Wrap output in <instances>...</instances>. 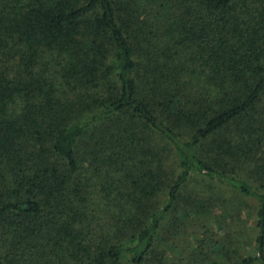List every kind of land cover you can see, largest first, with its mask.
<instances>
[{"label":"trees","instance_id":"obj_1","mask_svg":"<svg viewBox=\"0 0 264 264\" xmlns=\"http://www.w3.org/2000/svg\"><path fill=\"white\" fill-rule=\"evenodd\" d=\"M196 179L254 204L253 251L179 264H264V0H0V264H174Z\"/></svg>","mask_w":264,"mask_h":264},{"label":"rangeland","instance_id":"obj_2","mask_svg":"<svg viewBox=\"0 0 264 264\" xmlns=\"http://www.w3.org/2000/svg\"><path fill=\"white\" fill-rule=\"evenodd\" d=\"M45 59L47 58L43 59L45 62L41 60V64L46 63ZM47 75L58 83L59 91H63L57 74L49 72ZM169 164L172 167V162ZM185 195L198 197L200 201L195 203L205 206L210 218L185 220L183 224H179L176 223L175 213L171 214L172 218L167 215L169 220L166 226L169 225V228L162 232L160 250L170 257L174 264L189 260L197 251L196 246L201 239L218 240L221 245L224 244L222 248H215V251L235 250L236 256L240 258L252 254L255 236L253 203L220 184L202 179L193 180ZM161 200L160 207H163L165 197L162 196L159 201Z\"/></svg>","mask_w":264,"mask_h":264}]
</instances>
